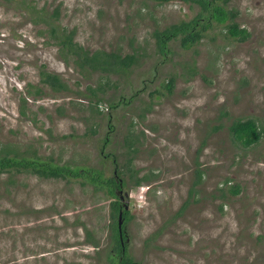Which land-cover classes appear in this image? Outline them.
<instances>
[{"label": "rangeland", "instance_id": "374dc122", "mask_svg": "<svg viewBox=\"0 0 264 264\" xmlns=\"http://www.w3.org/2000/svg\"><path fill=\"white\" fill-rule=\"evenodd\" d=\"M224 6L237 11L245 40L213 22L197 43L174 38L160 54L152 30L196 5L0 0V149L121 178L114 191L128 211L133 264H264V0ZM46 19L87 50L134 52L137 61L120 72L80 70L62 59ZM41 68L65 87L41 83ZM247 117L261 133L245 146L228 124ZM114 198L78 175L0 173V264H116L106 258Z\"/></svg>", "mask_w": 264, "mask_h": 264}, {"label": "trees", "instance_id": "16d2710c", "mask_svg": "<svg viewBox=\"0 0 264 264\" xmlns=\"http://www.w3.org/2000/svg\"><path fill=\"white\" fill-rule=\"evenodd\" d=\"M157 3H164L170 0H153ZM192 6H197V9L193 15L186 19H180L174 22H170L161 28H154L151 32L154 40L155 49L164 54L168 51V41L177 38L178 43L182 47H189L199 41L204 35L205 30L209 29L213 22L220 23L226 37H229L236 41H243L249 36V31L240 26L234 19L237 11L225 8L224 3L227 0H181ZM34 14H45L41 8L36 10ZM51 17L55 18L57 14V8H53L50 12ZM47 29L49 37L53 39V42L57 45L60 56L64 61L70 58L75 66L81 69H100L105 72H120L127 70L130 65L137 61V57L134 52L120 53L113 50L94 49L87 50L76 40L73 39V30L65 26L56 25L49 22L47 19ZM39 81L48 85L52 89L64 88L65 84L62 82L57 73L48 71L46 69H39ZM173 77L169 76L164 83L167 90H170ZM98 100V98H96ZM264 129V125L262 127ZM228 130L230 134L239 141L242 145H250L254 143L260 133L261 128L258 127V123L254 118H235L228 124ZM106 136L103 138L105 141ZM3 150V151H2ZM10 148L0 149V173H9L15 171H26L37 174L42 177H66V176H82L83 181L90 182L94 188L104 189L106 194L114 196V199L109 201L108 216L110 219V235L112 237L111 244L107 249L106 258L107 262L116 264H133L131 258L126 254V242L125 234H121L119 237L116 216L120 209L122 215L121 233L124 231V224L128 220V211L123 208L122 204L116 198L117 194L114 191L118 186H121L123 181L119 177L103 176L98 169H84L75 167L74 169L64 165L55 164L49 160V158L42 157L40 154L33 155H17L16 152L8 153ZM135 150V148H131ZM136 170V169H135ZM134 172V170H133ZM194 179L192 185L189 188V193L194 191L193 185L200 180L201 171L195 170ZM146 176H138L134 178V184H137L141 179H145ZM120 179V180H119ZM82 181V180H81ZM232 194L238 191V186L233 185L228 189ZM186 200L181 204H185ZM180 208V209H181ZM179 212V211H178Z\"/></svg>", "mask_w": 264, "mask_h": 264}, {"label": "water", "instance_id": "95a60500", "mask_svg": "<svg viewBox=\"0 0 264 264\" xmlns=\"http://www.w3.org/2000/svg\"><path fill=\"white\" fill-rule=\"evenodd\" d=\"M119 197L121 196L119 195ZM123 208H125L124 204H123ZM121 222H122V215H121V210L119 209L117 212V216H116V226H117L119 237L121 236Z\"/></svg>", "mask_w": 264, "mask_h": 264}, {"label": "flooded vegetation", "instance_id": "af4514ba", "mask_svg": "<svg viewBox=\"0 0 264 264\" xmlns=\"http://www.w3.org/2000/svg\"><path fill=\"white\" fill-rule=\"evenodd\" d=\"M121 188V186H118L115 190H116V192H119V190H117V189H120ZM117 194V193H116ZM118 195V194H117ZM119 200V199H118ZM121 234H124V231L121 233Z\"/></svg>", "mask_w": 264, "mask_h": 264}]
</instances>
